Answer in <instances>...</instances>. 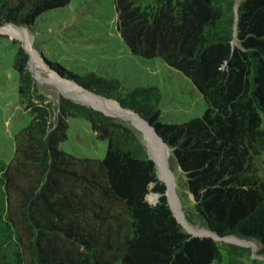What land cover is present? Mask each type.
<instances>
[{"label": "trees", "instance_id": "obj_1", "mask_svg": "<svg viewBox=\"0 0 264 264\" xmlns=\"http://www.w3.org/2000/svg\"><path fill=\"white\" fill-rule=\"evenodd\" d=\"M69 1L0 0V25L27 27ZM113 2L116 31L129 51L185 75L204 99L201 115L163 122L160 109L137 90L113 97L43 59L148 120L180 168L195 214L220 239L193 235L178 222L135 128L64 95L53 103L13 39L19 100L31 120L15 133L10 160L0 158V264H237L244 258L264 264L251 247L224 239L251 240L264 256V0ZM69 115L83 116L106 140L102 158L58 147Z\"/></svg>", "mask_w": 264, "mask_h": 264}, {"label": "rangeland", "instance_id": "obj_2", "mask_svg": "<svg viewBox=\"0 0 264 264\" xmlns=\"http://www.w3.org/2000/svg\"><path fill=\"white\" fill-rule=\"evenodd\" d=\"M239 1L237 0V3ZM115 19L113 0H70L62 7L39 14L27 27L22 26L30 45L29 52H35L43 65L42 67L35 64L30 53L28 66L40 90L48 99L57 103L59 96L64 95L76 101L91 103L80 99L74 93H67L56 80L55 72L45 64L43 57L61 63L75 72L80 81L93 89L97 86L104 94L120 98L127 96L130 91L137 90L139 98H145L160 109L159 118L163 122L180 123L201 115L205 102L191 81L179 70L157 57L145 58L132 54L116 31ZM13 39L17 40L18 45H25L20 38L0 30V158L5 161L10 160L13 155L15 133L31 120L30 112L19 100L18 72L13 67L17 44ZM94 76H101L107 81L97 85ZM114 113L121 115L120 112ZM115 117L137 130L150 154L140 125L127 116L125 117L129 120ZM67 123L66 138L58 145L60 149L75 156L94 159L103 157L106 140L95 135L87 119L80 115H69ZM167 150L169 174L160 175L156 163L157 175L162 181L173 182L174 193L180 201L184 217L187 213L192 221L185 217V223L181 218L182 227L189 229L188 232L206 235L204 229L208 228L195 214L192 195L186 190L180 168L171 158L168 146ZM148 200L155 202L157 195L149 193ZM257 249L256 244L254 253ZM237 264H246V259L237 261Z\"/></svg>", "mask_w": 264, "mask_h": 264}, {"label": "bare ground", "instance_id": "obj_3", "mask_svg": "<svg viewBox=\"0 0 264 264\" xmlns=\"http://www.w3.org/2000/svg\"><path fill=\"white\" fill-rule=\"evenodd\" d=\"M0 30L9 33L12 36L20 38L23 41V43L25 44V46L27 47V49L29 50L30 45H28V42H27L26 31L22 26H17L15 24L7 23L4 26L2 25L0 27ZM30 53L32 55V58H31L32 61L35 64L43 67L42 62L40 61L37 54L35 52H33L32 50L30 51ZM44 68H45V66H44ZM54 76H55L56 80L61 84V86L63 88H65L67 93L68 92L74 93V95L79 96L80 99L91 102L89 104L93 103L92 105H94L95 107H98L100 109L104 108V109L110 110V111L104 110L105 112H107L109 114H112L115 116L125 115L127 117L133 118L138 123V126L140 125V127L142 128V130L144 132L145 141L148 144V148H149L151 156L155 159V161L158 165L160 175L165 176V175L169 174L168 168H167L168 167L167 160H166L167 159L166 156L168 155L167 146L161 142V140L155 134L153 129L139 115H137L136 113H134L133 111H131L129 109L121 107L120 104L114 100H107L106 98H103L102 96H98V95H95V94H93L87 90H82V89L78 88L77 86H75L76 85L75 83L68 81V80H65L63 78L61 79V77L57 73H54ZM112 111L120 112L121 115H117ZM172 179L173 178L171 177V181H172ZM165 181L168 183V195H170L169 199H170V202H171L175 212L179 215V217H181L183 219V221H185V223H187V221L185 220L184 214L182 212V209H181L180 201L177 198L176 194L174 193V188L172 185L173 182L169 183L167 180H165ZM206 231L207 230L204 229V232H206ZM227 237H229V236H227ZM227 237L224 238L227 241L231 240V241H239V242L245 243L244 240L242 241L239 238H236L234 236H232V238H234V239H227Z\"/></svg>", "mask_w": 264, "mask_h": 264}, {"label": "water", "instance_id": "obj_4", "mask_svg": "<svg viewBox=\"0 0 264 264\" xmlns=\"http://www.w3.org/2000/svg\"><path fill=\"white\" fill-rule=\"evenodd\" d=\"M236 12H238V8H237V4H236ZM8 23H10V22H8ZM6 24V23H5ZM11 24H13V23H11ZM2 25H4V24H2ZM2 25H0V27L2 26ZM17 26H21V25H17ZM23 48L25 49V51L28 53V55L30 56V52H29V50L27 49V47L25 46V45H23ZM44 60V59H43ZM28 62H29V59H28ZM44 62H45V64L48 66V68L50 69V70H52V71H54L55 73H57L61 78H63V79H65V80H68V81H71V82H73V83H75L77 86H79V87H81L82 89H84V90H87V91H89V92H92V93H94V94H96V95H99V96H102L101 94H98V93H96V92H93V91H91V90H89V89H87V88H84L82 85H80L76 80H73V79H70V78H67V77H65V76H62L59 72H57L53 67H51L45 60H44ZM102 97H104V96H102ZM76 101V100H75ZM78 102H81V101H78ZM118 102V101H117ZM82 103H84V102H82ZM119 103V102H118ZM85 104H88V105H90V106H92L93 108H95V109H98V110H100V111H102L103 113H105V114H107V115H111V116H115V115H112V114H109V113H107V112H105L103 109H100V108H98V107H95L94 105H92V104H89V103H85ZM120 104V103H119ZM123 108H126V107H123ZM126 109H129V110H131V111H133L134 113H136L137 115H139L152 129H153V131L155 132V134L159 137V139L161 140V142L163 143V144H165L166 146H167V144L165 143V141L162 139V137L157 133V131L154 129V127L152 126V125H150L149 124V122H148V120H146L144 117H142L138 112H136L134 109H132V108H126ZM149 154V153H148ZM149 156L154 160V162L156 163V161H155V159L149 154ZM165 182V184H166V190H165V194H166V196H167V199H168V201H169V205H170V207H171V209H172V211H173V214L175 215V217L177 218V220H178V222L182 225L183 224V222H182V219H181V217H179V215L175 212V210H174V208H173V206H172V204H171V202H170V199H169V195H168V183L166 182V181H164ZM187 230H189V229H187ZM189 233H191V234H193V235H198V234H195V233H193V232H189ZM206 235H211V236H213L215 239H220V237L219 236H217V235H215L214 233H212L210 230H207L206 231ZM240 240H244L245 241V243H243V242H239V241H232L233 243H236V244H239V245H242V246H249V247H251L252 248V252H253V256L254 257H258V258H263L264 259V256L263 255H259V254H256V253H254V250H255V243L253 242V241H251V240H248V239H244V238H239ZM231 241V240H230Z\"/></svg>", "mask_w": 264, "mask_h": 264}]
</instances>
